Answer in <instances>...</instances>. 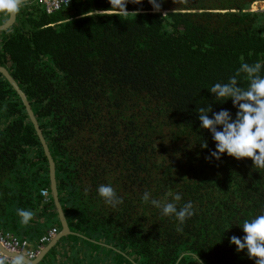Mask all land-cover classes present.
<instances>
[{
	"label": "trees",
	"instance_id": "obj_1",
	"mask_svg": "<svg viewBox=\"0 0 264 264\" xmlns=\"http://www.w3.org/2000/svg\"><path fill=\"white\" fill-rule=\"evenodd\" d=\"M254 1L157 0V12L148 0H129L125 15L109 0H72L54 13L32 0L0 31V64L31 102L70 227L108 248L101 258L100 249L73 245L64 264H255L229 241L264 214V169L226 153L206 160L216 145L197 113L211 105L209 118L228 110L235 119L232 100L215 101L210 88L242 63L264 65V10H251ZM255 6L264 9V0ZM237 79L247 88L244 74ZM102 184L123 203L105 204ZM43 187H51L43 145L0 73V230L36 242L58 224ZM153 199L178 209L191 201L194 215L181 225ZM17 209L34 219L21 225ZM70 236L85 239L61 238L38 264Z\"/></svg>",
	"mask_w": 264,
	"mask_h": 264
},
{
	"label": "clouds",
	"instance_id": "obj_2",
	"mask_svg": "<svg viewBox=\"0 0 264 264\" xmlns=\"http://www.w3.org/2000/svg\"><path fill=\"white\" fill-rule=\"evenodd\" d=\"M128 2L129 0H109L112 7L122 11L125 15L129 13L126 10ZM131 2L141 4L142 0H131ZM25 3L26 0H0V15L5 18L15 16L21 11ZM148 3L152 6L153 11H160L162 0L161 3H158L157 0H148ZM134 13L138 14L137 12ZM262 68L264 65L260 62L251 65L242 63L227 83H215L210 88L209 91L214 94L215 101L224 103L231 99L233 106L238 110L235 119L232 118L228 110L213 113V118H209V113L212 112L211 105L208 108L201 107L197 110L201 122L200 128L211 133L216 145V150L211 151L210 156L205 158L206 160L210 161L211 158L220 160L226 153L238 161L251 159L253 168L264 169V76L260 75ZM242 74L248 81L247 88L238 86L237 78ZM218 128L222 130H218ZM202 147L207 148V143L203 144ZM49 190L51 192V187ZM97 191L99 197L107 205L115 208L123 203V199L117 196L111 185L102 184ZM149 195L148 192L143 194L142 199L145 203L149 202ZM181 199L179 193L174 196L175 202H179ZM151 204L160 208L163 216H174L181 225L194 215L191 201L179 209L177 203L174 202L161 204L160 201L153 199ZM17 215L20 217V224L27 226L34 219L35 212L17 209ZM53 227H56L58 232L61 228ZM241 228L244 236L242 238L232 236L229 241L230 245H235L237 252L246 250L248 258L254 260L255 264H264V214L257 215L251 220H244ZM178 230L182 229L178 228ZM0 264H3V261H0ZM13 264L25 263L18 258Z\"/></svg>",
	"mask_w": 264,
	"mask_h": 264
},
{
	"label": "water",
	"instance_id": "obj_3",
	"mask_svg": "<svg viewBox=\"0 0 264 264\" xmlns=\"http://www.w3.org/2000/svg\"><path fill=\"white\" fill-rule=\"evenodd\" d=\"M29 1H32V0H26V3ZM17 15L12 16L10 18H7L4 22L0 23V31H3V30L10 28L16 22ZM0 73H2L7 78V80L10 82V84L14 87V89L17 91V93L21 97L23 104L25 105L26 110L29 114V117H30V119H31V121L35 127L37 134H38V137L40 138V141L43 145L45 155L47 156V159L49 162V176H50V184H51V193L53 196L56 211H57L58 218H59L60 225H61L59 232L39 251V253L35 259H29L28 257H26L23 254L8 251L2 245H0V249L4 253H6L7 255L22 259L25 264H38L51 251V249L61 240V238L66 237L70 234H73L74 232L72 231V229L70 227V224L68 222L65 210H64L63 205L60 201L57 178H56L55 159L51 153L48 142H47V140H46V138L42 132L39 121L36 117V114H35L33 108H32L31 102H30L26 92L22 89L19 82L13 77V75L11 74V72L9 71V69L6 66L0 64Z\"/></svg>",
	"mask_w": 264,
	"mask_h": 264
},
{
	"label": "built area",
	"instance_id": "obj_4",
	"mask_svg": "<svg viewBox=\"0 0 264 264\" xmlns=\"http://www.w3.org/2000/svg\"><path fill=\"white\" fill-rule=\"evenodd\" d=\"M40 5H42L47 13H54L63 7L69 6L72 0H36ZM41 193L45 196V200L50 193L48 187H43ZM58 229L56 227L49 228L41 236L38 241H29L26 238H20L13 233L0 230V245H2L8 251L14 253H20L27 256L29 259H34L37 257L39 251L57 234ZM18 258L14 256L7 255L0 249V261L6 264H13Z\"/></svg>",
	"mask_w": 264,
	"mask_h": 264
},
{
	"label": "crops",
	"instance_id": "obj_5",
	"mask_svg": "<svg viewBox=\"0 0 264 264\" xmlns=\"http://www.w3.org/2000/svg\"><path fill=\"white\" fill-rule=\"evenodd\" d=\"M254 6H255V4L253 5V8H255ZM54 225L59 227V228L61 227L60 222L58 224H54ZM71 229H72V227H71ZM74 234H76V233H74ZM75 241H78V244L75 243ZM84 242L85 241L78 239L76 237H73V236H70L69 238L63 240V243L59 244V249L56 251L54 258L52 256H49V259H50L49 264H52V263L55 264L56 262H57V264H64L63 259L60 258V256H64V259H66V255H64V252L71 251L73 249L72 248L73 245H75V247L87 248V250L89 252H91V254H93V251L99 250V249H95L93 244H88V242H85V243ZM100 250L102 251L103 249H100ZM104 253L105 252L102 251V253L100 254L101 258H104V256H105ZM53 259H55V261H53Z\"/></svg>",
	"mask_w": 264,
	"mask_h": 264
},
{
	"label": "rangeland",
	"instance_id": "obj_6",
	"mask_svg": "<svg viewBox=\"0 0 264 264\" xmlns=\"http://www.w3.org/2000/svg\"><path fill=\"white\" fill-rule=\"evenodd\" d=\"M251 6V9L252 10H256V11H260V10H264V9H262V8H258L257 6H255V8H253V5H250ZM250 6H249V8H250ZM7 18H5L4 16H3V18H2V20H6ZM47 200H49V198H47ZM80 229V228H79ZM72 231L74 232V233H76V234H78V235H80V236H82L83 238H85V239H81V240H83V241H85V242H88V244H93L94 245V248L95 249H101L100 247H104V246H100V245H105V243L103 242V241H101V240H96L95 238H91L89 235H87L86 233H84V232H82L81 230H76V229H74L73 230V228H72ZM84 242V243H85ZM75 243H77L78 244V241H75ZM105 249H108V248H106V247H104ZM116 250H118V251H120L121 252V250H119V249H116ZM96 252V250L95 251H93V254ZM131 262V264H135V263H133L132 261H130Z\"/></svg>",
	"mask_w": 264,
	"mask_h": 264
},
{
	"label": "bare ground",
	"instance_id": "obj_7",
	"mask_svg": "<svg viewBox=\"0 0 264 264\" xmlns=\"http://www.w3.org/2000/svg\"><path fill=\"white\" fill-rule=\"evenodd\" d=\"M255 3H256V2H255ZM255 3H254V4H255ZM254 4H253V5H254Z\"/></svg>",
	"mask_w": 264,
	"mask_h": 264
}]
</instances>
